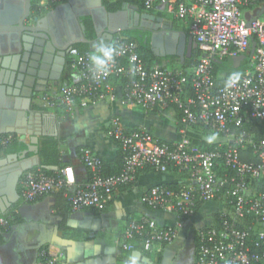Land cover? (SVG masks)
I'll use <instances>...</instances> for the list:
<instances>
[{"label":"built area","instance_id":"2783aa9c","mask_svg":"<svg viewBox=\"0 0 264 264\" xmlns=\"http://www.w3.org/2000/svg\"><path fill=\"white\" fill-rule=\"evenodd\" d=\"M147 10L156 3L174 19L188 25L197 44L198 59L190 71L169 68L154 62L148 65L137 52L138 44L116 34L110 43L122 53L115 57L108 72L94 78L89 55L72 47L69 61L77 80L53 91L39 93L35 102L49 108L71 112L107 98L115 99L114 79L126 78L120 104L149 110L174 107L179 113L180 138L175 142L156 139L146 128L126 131L117 118L110 121L107 134L121 147L123 163L116 174H102L101 159L89 148H80V159L89 170L85 181H78L71 165L52 173L40 169L25 171L18 182L24 201L54 194L64 189L72 210L102 209L119 188L134 184L141 169L155 172L176 169L182 174L179 188L162 184L142 195L143 204L177 217L190 218L199 204H216L211 222L197 229L196 257L193 264H264V137L254 141L244 126L258 120L264 124V14L254 20L245 10L256 0H141ZM60 0H37L39 9L57 5ZM250 21V23H248ZM254 51L239 80L230 88L217 82L214 60ZM201 125L219 134V148L202 149L190 144L187 131ZM242 129L236 133L235 129ZM19 138L16 133L0 135V148ZM250 146L258 162L239 158V150ZM260 181L263 189L257 186ZM217 214V215H216ZM10 225L0 214V228ZM177 237L175 226H159L148 215L132 217L116 242L124 250L139 241L149 250L155 243ZM38 264H59L58 258L42 248Z\"/></svg>","mask_w":264,"mask_h":264},{"label":"crops","instance_id":"0c3cea01","mask_svg":"<svg viewBox=\"0 0 264 264\" xmlns=\"http://www.w3.org/2000/svg\"><path fill=\"white\" fill-rule=\"evenodd\" d=\"M153 8L150 13L171 19L175 29L190 35L188 25L174 20L162 4L156 3ZM5 10V5L0 6V19L3 18L1 12ZM46 10L49 8L42 9ZM245 13L251 16L249 10L246 9ZM156 46L163 48L164 42H157ZM157 57L166 67L172 64V68L190 71L197 58V49L189 52L185 45L183 58L178 54H160ZM77 78L75 68L66 63L59 84L47 90L53 91L62 84L75 82ZM113 86L116 92L113 100L107 98L86 106L77 105L69 113L62 108L42 105L37 109L42 114L43 124H51L54 130L51 137L59 145L60 161L55 165L58 168L71 165L78 181H85L89 175V170L80 159L82 147L89 148L111 168L117 169L119 144L107 134L112 118L119 119L125 130L146 128L160 141L171 143L180 138L179 113L174 107L146 110L139 106H123L119 101L123 89L120 79H114ZM28 138L26 136V140ZM218 141L221 139L213 140ZM180 182L181 176L173 171H140L133 185L122 191L118 189L109 206L105 205L95 212L89 209L72 210L69 204L54 194L34 201L20 199L12 209L15 219L8 229L1 232L0 264H38V253L42 248L54 254L59 264H129L133 256L138 258V264H193L196 257V231L211 222L216 204L204 203L193 217L181 218L171 212L149 209L142 202V195L152 186ZM142 215L150 216L159 226H175L177 237L171 242L155 243L149 250L140 247L124 250L116 239L120 238L130 218ZM62 221L75 229L78 236L64 237L58 229Z\"/></svg>","mask_w":264,"mask_h":264},{"label":"water","instance_id":"95a60500","mask_svg":"<svg viewBox=\"0 0 264 264\" xmlns=\"http://www.w3.org/2000/svg\"><path fill=\"white\" fill-rule=\"evenodd\" d=\"M36 2L0 0V6L5 5L6 9L1 12L3 18L0 19V135L16 133L24 146L17 152L0 153L1 215L12 211L20 200L17 186L25 171L39 166L58 169L57 165L40 162L39 141L52 133L43 124L42 114L34 104L39 93L59 84L67 55L75 44H87L92 50L91 43L97 41L103 29L108 35L107 43H110L115 34L134 28L132 22L129 24L132 15L136 29L149 32L143 36L144 43L148 42L156 56V44L164 42L165 35L174 36L172 46L177 52L167 49L162 56L178 54L183 58L185 45L189 52L197 47L191 35L174 28L171 19L141 11L137 5L128 2H123L114 11L107 10L103 0H66L46 11L34 7ZM263 14L264 5L256 9V16L250 21ZM85 18L92 25L94 39L86 35ZM255 45L253 41L249 54L228 57L229 67L246 64Z\"/></svg>","mask_w":264,"mask_h":264},{"label":"trees","instance_id":"16d2710c","mask_svg":"<svg viewBox=\"0 0 264 264\" xmlns=\"http://www.w3.org/2000/svg\"><path fill=\"white\" fill-rule=\"evenodd\" d=\"M60 1H66V0H60ZM130 2L133 5H137L139 10H147L144 5L143 2L141 0H103V4L105 5L106 9L109 11H114V10H118L123 2ZM264 5V0H256L255 4L253 6L248 7L247 10H249L251 12V16H247L248 18H252L256 16V12L255 10ZM36 7V6H34ZM154 8L147 10V11H152ZM85 25L87 27L86 29V34L87 36L93 35V28L92 25L89 21L88 18H85L84 20ZM138 32L134 31V30H128L122 33H119L121 35H123L128 41H132L138 44V48H137V52L138 55L148 64H152L154 62H158L160 63V58L155 56L150 48H149V44L144 43V37L143 36H139L137 34ZM74 47H77L80 52H93L92 50H90L88 48L87 44L84 43H77L74 45ZM249 54V52H248ZM197 59H198V52H197V58L195 61V64L197 63ZM227 59L225 58L223 60H214L213 61V65H214V73L217 77V82L222 83L223 79L221 78V76L223 78H225L226 76H228L229 74L236 72V71H243L246 64L238 67V68H231L229 67L228 63H227ZM68 64L71 65L70 61H68ZM194 64V65H195ZM126 78H121V85L123 87V85L126 82ZM40 107V105L38 104H34V108L38 109ZM179 115V114H178ZM179 119V118H178ZM180 128L181 124L178 125ZM244 130H246L247 132L251 133L253 135V139L254 141H259L264 137V124L261 121L258 120H254L252 122H249L248 124H246V126H244ZM126 131H130L127 130ZM236 133H240L242 132V129L236 128L235 129ZM212 135H219L218 133L210 130L209 128L205 127V126H201V125H195L192 126L188 129L187 131V137L190 141L191 145L200 147L202 149H216L219 148V142H209L208 141V137L212 136ZM24 146L23 144L20 142V139H16L15 141H13L11 144H9L7 147L5 148H0V153H7V152H17L20 149H22ZM119 156H118V166L117 169L116 168H111L108 164H106L103 160H101V168H102V174L104 175H111V174H116L118 173L121 168H122V163H123V152L121 147L119 146ZM39 155H40V162L41 164H58L60 161V150H59V145L58 142L51 136L49 137H44L42 139H40L39 141ZM239 158L242 161H246V162H258L259 158L253 154V149L250 146H247V148L245 149H240L239 150ZM64 166V165H63ZM32 169H40L45 173H52L55 170H49V169H45L43 167H34ZM150 170V168H144L141 169L140 171H148ZM139 171V172H140ZM170 171H173L174 173L178 174L179 176H181L182 179V174L180 172H178L176 169H172ZM89 176V175H88ZM88 178V177H87ZM254 183H257V186L260 187V189H263V186H261L260 181H256ZM131 185H127V186H122L121 188H119L120 191L125 190L127 188H129ZM166 187H169L171 189H178L179 188V184H175V185H167V184H162ZM64 189H60L57 192L54 193V195L57 196V198L64 200L65 203H68L67 198L64 196ZM111 203V201H108L106 203V207L109 206V204ZM202 204L198 205V208L201 206ZM70 206V205H69ZM95 212L96 209H89ZM198 210V209H197ZM217 215V214H216ZM5 217H7L10 225L12 223V221L15 219V213L12 211H10L8 214L4 215ZM181 218H184L182 216H180ZM10 225L7 228H0V243L2 242V235L1 232L5 231L6 229H8L10 227ZM58 229L61 230L62 235L64 237H74V236H78L76 233L75 229H72L70 227H68L67 225H65V223L62 221L59 226ZM135 246L134 248L140 247L143 248V246L141 245V243L139 241L134 242ZM196 245H197V240H196Z\"/></svg>","mask_w":264,"mask_h":264},{"label":"clouds","instance_id":"9594fccd","mask_svg":"<svg viewBox=\"0 0 264 264\" xmlns=\"http://www.w3.org/2000/svg\"><path fill=\"white\" fill-rule=\"evenodd\" d=\"M122 53L114 44L107 43L103 38H98L93 45V52L89 55L90 72L94 78L106 74L109 68L114 64L115 57ZM240 78L239 73L231 74L226 80V88L232 87ZM215 135L209 136L208 141L215 140ZM129 264H138V258L133 256L130 258Z\"/></svg>","mask_w":264,"mask_h":264},{"label":"flooded vegetation","instance_id":"af4514ba","mask_svg":"<svg viewBox=\"0 0 264 264\" xmlns=\"http://www.w3.org/2000/svg\"><path fill=\"white\" fill-rule=\"evenodd\" d=\"M62 2H64V1H60L58 4H60V3H62ZM129 12H130V10H128ZM149 12V11H148ZM85 20V19H84ZM132 22V24L131 25H133V29L132 30H134V31H136V32H138L137 34L139 35V36H145V35H149V32H141V31H139V30H137L136 29V27H137V25H136V23L134 22V18L132 17V15H131V17H130V21H129V24ZM87 33V32H86ZM87 35V34H86ZM116 35V34H115ZM114 35V36H115ZM113 36V37H114ZM88 38H90V39H94L95 38V35H94V33H93V35H90V36H87ZM107 37H108V35H107V33H106V30L105 29H103V30H101L100 31V33H99V35H98V38H103L104 40H105V42H107L108 40H107ZM165 40H164V46H163V48H160V47H158L157 48V52H158V55H160V54H162V52H165V51H167V49H169V50H174V51H176L177 52V49H174L173 48V41H175V38H174V36L173 35H165ZM113 39V38H112ZM94 44L93 43H91V48H92V46H93ZM67 63H68V61H69V57H68V55H67ZM47 130H48V132H50V133H52V136H53V133H54V130L52 129V126H51V124H49V125H47Z\"/></svg>","mask_w":264,"mask_h":264},{"label":"rangeland","instance_id":"374dc122","mask_svg":"<svg viewBox=\"0 0 264 264\" xmlns=\"http://www.w3.org/2000/svg\"><path fill=\"white\" fill-rule=\"evenodd\" d=\"M168 67L172 68V64H167ZM215 140H220L221 138H219L220 136L219 135H215ZM219 142V141H218ZM222 142V141H221Z\"/></svg>","mask_w":264,"mask_h":264}]
</instances>
